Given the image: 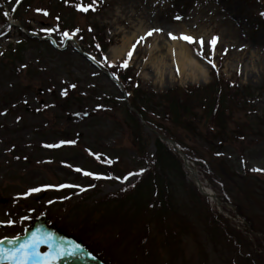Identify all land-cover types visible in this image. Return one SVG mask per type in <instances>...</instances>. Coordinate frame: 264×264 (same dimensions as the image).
Returning <instances> with one entry per match:
<instances>
[{"label":"rangeland","instance_id":"obj_1","mask_svg":"<svg viewBox=\"0 0 264 264\" xmlns=\"http://www.w3.org/2000/svg\"><path fill=\"white\" fill-rule=\"evenodd\" d=\"M80 5L0 0V240L42 228L89 264H264V0Z\"/></svg>","mask_w":264,"mask_h":264},{"label":"snow or ice","instance_id":"obj_2","mask_svg":"<svg viewBox=\"0 0 264 264\" xmlns=\"http://www.w3.org/2000/svg\"><path fill=\"white\" fill-rule=\"evenodd\" d=\"M93 4H95V0H93ZM91 9L92 11H95L96 8L92 5H89L88 7L83 6V0H81V5L78 6V10L82 12H87ZM45 16L49 15V13L44 12ZM7 15V13H5ZM261 15H264V13H261ZM176 19H182V17L177 16ZM79 31V30H77ZM155 31H162L161 29H154L153 31H150L147 33V36H152ZM170 37L175 39H182L188 43H197V41L190 36L182 35L180 37H176L169 33ZM64 36L68 39H71V36H69L68 33H64ZM146 39V37H141V40ZM219 38L215 37L211 41L212 45V53L213 57L215 54L216 46L218 43ZM200 47L203 48L204 41L201 39L199 41ZM135 46L133 47L132 51L128 53V59L130 61L132 55L134 54ZM199 55L203 56L202 52L198 53ZM226 54V53H225ZM107 59V58H105ZM212 63L213 67H216L214 59L210 61ZM123 67L127 68L128 63L126 62ZM115 67V65H113ZM218 71V69H217ZM74 88L75 85H72ZM67 95V92L64 93ZM48 147H55L53 145H49ZM76 171H81L80 169H76ZM253 171H262L261 169H253ZM84 175L86 176H93L95 179H100L99 176H94L92 173L85 172ZM130 175H142V173H135ZM61 187L67 188L72 187L71 185H62ZM42 191L41 188H34L31 189L28 193L31 195L32 193H39ZM10 226H14V222H10ZM8 244L11 245V248H5L4 245ZM41 244H47L49 251L47 253H41L38 251ZM78 251H81L79 245H73L71 248H64L63 242L57 243L54 234L45 232L42 228H38L35 232L31 234V238L27 239L23 243L20 242V237H16L15 239L11 240H0V264H57V261H59L63 257L67 256H75Z\"/></svg>","mask_w":264,"mask_h":264},{"label":"bare ground","instance_id":"obj_3","mask_svg":"<svg viewBox=\"0 0 264 264\" xmlns=\"http://www.w3.org/2000/svg\"><path fill=\"white\" fill-rule=\"evenodd\" d=\"M129 46L130 45L128 44V47ZM174 53H175L174 60L175 62H177V64H179V66L177 67H179V70L182 71L183 76L192 77V79L197 80L199 76L201 77L204 75V70L199 65L191 64V62H188L189 60H187L186 53L183 52V50L181 51V53H177V52ZM162 60L163 59L161 58V55L160 54L158 55L157 53L153 54V56L151 57V61H153L155 65L160 64V62L163 63ZM169 144L173 148H175V145L173 143L170 142ZM189 168H190L189 172L192 173V178L196 183V185L203 191L204 194H207L211 199H214L216 202H218V199L215 196V194L211 190H209V188H207V186L201 181L197 172L196 171L193 172L194 170L192 169L191 166H189ZM217 205H219L220 207L221 206L220 202ZM57 264H89V263L84 258L75 255V256H67L61 258L59 261H57Z\"/></svg>","mask_w":264,"mask_h":264},{"label":"trees","instance_id":"obj_4","mask_svg":"<svg viewBox=\"0 0 264 264\" xmlns=\"http://www.w3.org/2000/svg\"><path fill=\"white\" fill-rule=\"evenodd\" d=\"M199 91H200V90H197V89H196V90H190V91H188V92H186V93L184 92V96H185L186 98H188V96H190L192 93H197V92H199ZM175 97H176V96H175ZM138 112H139V111H138ZM140 113H141V112H140ZM140 113H139V114H140ZM217 113L219 114V118H217V119L215 120V124H217V122L220 121L221 113H222V112L218 111ZM137 114H138V113H137ZM141 114H142L143 119H144L145 121H147V120H146V116H145L143 113H141ZM216 121H217V122H216ZM216 127L219 129V125H216ZM216 127H215V125H214L213 129L216 130ZM219 130H220V129H219ZM219 130H217V131H219ZM220 131L223 132L222 130H220ZM187 157H188V159H190L191 156L187 154ZM191 158H192V157H191ZM151 170H152V169H151V166H150L146 172H148V171L151 172ZM223 175H224L227 179L230 178V180L232 181V178H231V177H229V176H227V175H225V174H223ZM156 180H158L157 177L153 178V181H156ZM143 183L145 184L144 181H143ZM150 184H151V182H150ZM138 210H139V209H138ZM161 211L163 212V210H161Z\"/></svg>","mask_w":264,"mask_h":264},{"label":"water","instance_id":"obj_5","mask_svg":"<svg viewBox=\"0 0 264 264\" xmlns=\"http://www.w3.org/2000/svg\"><path fill=\"white\" fill-rule=\"evenodd\" d=\"M79 54L86 59L87 61H89L90 63H92V65H94L97 69H99L105 76L109 77L112 81H114L113 77L105 70H103L97 63H95L91 57H89L87 54H85L84 52H82L81 50L78 49ZM171 142V141H168ZM173 143V142H171ZM174 144V143H173ZM180 153V152H179ZM184 161L187 162V159L184 155L180 154Z\"/></svg>","mask_w":264,"mask_h":264}]
</instances>
